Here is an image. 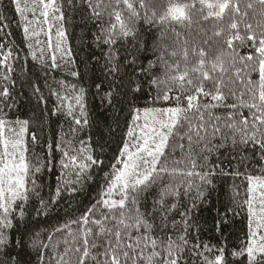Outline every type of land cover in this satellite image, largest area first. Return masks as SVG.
Returning a JSON list of instances; mask_svg holds the SVG:
<instances>
[{"label":"snow or ice","instance_id":"6c2138e0","mask_svg":"<svg viewBox=\"0 0 264 264\" xmlns=\"http://www.w3.org/2000/svg\"><path fill=\"white\" fill-rule=\"evenodd\" d=\"M9 2L14 4L15 12L23 21V39L26 43L32 41L39 44L38 37L44 31L41 28L38 32L30 27L31 24L48 25L45 34L48 37L47 47L51 49V64L44 60L43 49L39 57L32 52L33 61L41 62L44 69H61L67 75L77 77L79 73L74 70L73 59L76 52L67 45L73 12L84 14L90 9L92 19L104 21L107 17V21L101 24V35L96 40L113 45L117 38L136 39V25L141 19L135 6L137 3L140 9L146 10L142 17L145 22L159 21L162 24L169 18L177 22H190L192 12L186 15L185 8L197 10V3L205 5L208 0H193L192 4L169 7L163 12L161 5L157 7L156 0H23V6L22 0ZM241 2L235 0L229 36L218 55L210 56L201 47L199 58L193 62L188 57V47L183 49L180 58H177L175 51L168 53L165 47L154 53L155 64L140 66L141 76H135V68L127 74L126 81L121 83L122 92L108 91L102 94L101 85H96V94L102 105L107 101L112 106L117 96L122 97L119 102L126 105L130 120L126 119V131L122 130L111 157L115 163L109 165L112 171L105 179L106 189L97 191L95 202L90 201V206L76 208L79 215L71 220L72 224L77 225L76 229H69V224L65 223L64 227L69 231L63 240L65 247L62 252L58 251L59 241L44 244L40 234H37L32 241V247L38 251L36 264H52L53 259L55 264H137L138 261L146 264H180L186 248L188 252H195L197 257L203 256L201 264H230L229 254L233 257L246 254L247 264H264V235L257 240L256 232L252 230L253 224L257 229L264 228V219L259 222L255 220L256 215L264 217V194L259 197L260 213L253 211L250 199L234 201L232 207L224 206L225 213L232 211L235 214L236 209L243 211L247 205L250 223L246 235L252 239L231 253L226 246H219L212 259L197 251L199 245L188 247L186 234L192 227L188 216L190 210L181 213L179 223L183 224L185 235H180L175 241L162 239L159 235L154 238L153 223L150 222L159 215L161 225L167 227V213L176 207V204L166 203L167 197L179 199L195 189V199L204 198L207 186L212 185L214 179L213 170L209 167L210 157L220 153L227 145L231 144L232 151L237 154L249 145L255 152L258 146L260 158L264 159V20L258 19L255 27L251 22H246L253 0H247L243 11ZM254 2L264 7V0ZM225 8V4L221 3L219 13H209L204 19L215 17L222 20ZM27 13L32 14L31 21ZM113 16L119 22L118 29L111 23ZM6 19L0 11V23ZM17 24L20 26V21ZM53 30L55 44L51 41ZM8 35L10 33L0 28V41ZM10 43L14 45V42ZM27 46L31 50L33 44L28 43ZM5 48L6 45L0 42V53H3L0 65L6 70L2 79L8 82V73L14 71L8 61L16 57L13 56L14 47L6 52ZM240 49H251V54L242 55ZM193 55H196L195 50ZM109 56L111 63L114 60L111 51ZM132 64L135 65L136 61L133 60ZM156 66H159V72ZM117 70L113 65L110 73ZM256 72L259 73V80L251 79L252 73ZM57 83L65 92L75 95L62 96L58 90L49 89L50 95L59 101L51 110L52 114L63 117L69 125L67 133L61 126L59 138L54 133L50 139L30 132L29 120L9 121L8 111L15 107V100L8 87L0 89V144H3V152H0V264H17L10 252L4 251L9 242L5 230L12 227L10 217L17 210L21 220L32 211L37 215H50L54 208L59 207L61 200L67 199L71 203L73 193L78 191L74 185L71 188L67 184L61 187L58 182L54 195L45 200L40 195L41 185L38 183L44 172L50 171L58 163L62 170H73L75 182L80 183L82 177L90 178L87 176L89 169L104 165L101 156L104 155L105 145L99 141L93 143L90 136L87 139L81 136L92 126L90 112L85 106V89L65 85L63 81ZM145 85L149 88L155 86L154 101L172 102L169 93H178L174 98L176 107H136L144 96ZM45 86H48L47 83ZM33 96L38 104L45 100L39 87H33ZM198 96L201 99L198 100ZM69 98L74 101V106L68 104L65 107V100ZM9 100L11 103H8ZM218 109H223V112L216 114ZM243 109L248 110L250 119L243 117ZM13 123V127L7 128ZM6 128L12 133L8 139L4 138ZM26 134L30 135L27 142ZM68 135L72 139H65ZM177 150L181 153V160L170 163L169 157ZM57 153L60 154L58 161ZM245 159L247 157H242L238 165H242ZM222 163L223 158L218 156V176L225 174L220 167ZM178 164H184V168H179ZM233 175H239V172L234 171ZM165 176L169 178L168 183H164ZM197 178L199 184L195 183ZM248 179L251 184L253 178ZM255 179L264 186V179ZM154 187H159V191L153 199L152 211L142 212L141 208ZM65 191L67 196L63 195ZM248 192L252 193L253 188L249 187ZM114 194L119 199H112ZM33 199L38 201V205L30 204ZM90 216L93 218L90 219ZM220 220L223 223L224 217H220ZM81 221L87 227H81ZM172 226H177L175 220ZM55 231L59 233L61 229L56 228ZM49 241H52L51 235ZM41 248L49 249L48 260L39 251ZM203 249L205 252L211 251L207 244L203 245ZM146 250L148 255L145 256ZM157 257L160 259L157 260Z\"/></svg>","mask_w":264,"mask_h":264},{"label":"trees","instance_id":"16d2710c","mask_svg":"<svg viewBox=\"0 0 264 264\" xmlns=\"http://www.w3.org/2000/svg\"><path fill=\"white\" fill-rule=\"evenodd\" d=\"M157 7L162 6L161 12L166 11L169 7L184 6L193 3V0H156ZM225 4V12L223 19H215L210 17L205 20L204 17L209 13L213 15L219 13L220 4ZM235 0H208L205 5L197 3L195 9L185 8L186 15L191 12V21L177 22L169 18L168 21L160 24L159 21L155 23L145 22L143 16L145 9H140L139 4H135L141 19L137 22V33H134L136 39L132 37L117 38L116 43L113 45L103 44L96 40L100 33L101 24L107 21L92 19L91 10L87 13L81 14L80 12L72 13V24L68 28L71 34L67 45L72 47L76 52L73 57L75 64L74 70L79 73L77 77L67 75V72L61 69H44L39 61H33L32 52H35L39 57L41 49H43L44 60L50 65L51 49L47 47L48 25L33 23L31 28H36L39 32L41 28L43 32L38 37L39 44L32 41L25 42L23 39V21L19 13L15 12L14 4H10L9 0H0V11L7 17L2 23L0 28L4 32L10 33L3 41L6 45L5 52L9 48L14 47V59H10L8 63L13 67L14 71L8 73L9 81H3L2 77L5 74V68L0 65V89L8 87L10 95L15 100V107L8 111L7 119L15 122L16 120H29L30 132H36L42 137L51 138L55 133L59 138L61 126L64 132L69 131V125L63 117L58 118L53 115L51 110L59 101L54 96H51L49 89L58 90L62 96L75 95L72 92H65L58 85V81H63L65 85H76L77 89L83 87L85 89V106L90 112L89 119L92 121L91 128L87 129V133H82L85 139L89 136L92 142L99 141L105 145L104 155L101 159L104 160L103 167L93 166L89 169L87 176L90 178L82 177L80 183L75 182L73 170H62L58 163L50 171H46L40 177L38 183L41 185L40 195L48 200L51 195H54L58 182L61 187L65 184L71 188L73 185L78 191L73 193V201L69 203L67 199L59 202V207L54 208L50 215H37L35 211L26 214L25 219L19 218V212L16 211L15 215L10 217L12 227L5 230L8 238V245L4 249L5 252H10L11 258L17 261V264H36L38 251L32 247V241L37 234H40V240L44 244L55 243L59 241L58 251L62 252L65 245L64 238L67 236L69 229H76L77 225L72 224L71 220L76 218L79 214L76 212L77 207L85 205L90 206V201L95 202L97 191L106 189L105 179L109 176L112 169L110 164L115 163L111 159L113 152L120 141L122 130L126 131L125 121L130 120L126 105L120 103L121 96H117L113 101L112 106H109L107 101L102 105V102L97 96L96 85L100 84L103 92H122L121 83L126 81L128 73H132L135 68V76H141V67H147L150 63L155 64L156 55L159 50L166 47L167 52H176L177 58L183 56V49L188 47V57L191 61L195 62L199 58V49L204 48L209 55H218L223 48L224 41L229 36V26L232 23V11ZM247 0H242L241 10ZM23 6V0H22ZM126 7V6H124ZM121 10L122 9H118ZM155 10V9H153ZM150 14V13H149ZM28 19H33L31 13L26 14ZM123 18V16H122ZM264 20V7L256 4L253 0V7L248 10L246 22H251L253 27L256 26L257 20ZM20 21V26L17 22ZM112 24L119 28V22L112 17ZM4 25H10L4 27ZM107 26V25H106ZM53 44L56 42V36H51ZM10 42H14L10 43ZM187 42V43H186ZM32 43V49L29 50L27 44ZM195 50L196 55H193ZM111 51L114 60H111L109 52ZM242 55L251 54V49H240ZM3 59V53H0V60ZM135 60L136 64L133 65L132 61ZM116 66L117 71L110 73L111 66ZM23 69V70H22ZM159 72V66H156ZM219 71V70H218ZM251 79L259 80V73H252ZM47 83V87L45 84ZM111 85V88H109ZM33 87H39L43 93L45 100L37 103L36 97L33 96ZM178 93H169L171 101L153 100L155 95V86L149 88L145 85L144 96L136 107L143 109L147 107L169 108L176 107L174 103L175 95ZM201 97L198 96V100ZM11 103V100L8 101ZM186 103V101H185ZM73 104L74 101L69 98L65 100L64 106ZM7 111V110H6ZM243 117L250 119V114L247 109H243ZM223 109L216 110V114H221ZM117 123L120 127L117 128ZM13 127V124H9ZM111 126V132L109 131ZM42 129V131H41ZM30 139V135H25V141ZM65 139H72L70 135L65 136ZM79 147L78 144L75 145ZM96 151H99L96 149ZM27 155V154H26ZM57 161L60 154L57 153ZM223 158V163L220 167L224 170V175L218 176L219 169L216 167L217 157ZM242 157H247L242 165H238V161ZM261 154L258 150L252 151V145L237 154L232 151L231 144L220 150V153H214L210 157L209 167L213 170V184L207 186L205 197L196 200V190L193 189L188 195H181L179 199L175 197H167L166 203L168 205L176 204V207L171 212L167 213V227L161 225L160 217L157 215L155 220H150L153 223V237L157 235L162 239L171 238L177 240L180 235H185L183 224L181 221V213L188 211L189 220L192 227L186 234L189 240L188 247L192 245H199L198 252H203L204 256L209 259L213 258L216 249L219 246H226L229 253L238 251L242 245L249 243L250 236L246 235L249 229L250 220L248 218L247 205L245 204L243 211L236 209L235 214L232 211L225 213V205L232 207L234 201H246L248 199L249 177L264 179V159H261ZM181 160V153L177 150L169 157V162H176ZM231 161V163H229ZM179 168H184V164H178ZM207 170V169H205ZM200 171L199 168L196 169ZM234 171H238L239 175H233ZM169 178L165 176L164 183H168ZM179 183V181H176ZM195 183L199 184L197 178ZM30 189V185L28 186ZM182 190V189H181ZM159 191V187H154L152 194L147 196L144 202V207L141 208L142 212H151L153 207V199ZM64 196L68 193L63 192ZM112 199H119L117 195H113ZM30 204L38 205V201L33 199ZM220 217H224V222L221 223ZM93 217L90 216V219ZM177 222V226H172V221ZM59 221V223H57ZM69 224V229L64 227L65 223ZM81 227L83 225L81 221ZM56 228H60L61 232L57 233ZM143 231V230H142ZM222 233V234H221ZM52 236V241H49V236ZM207 244L211 248L210 252H205L203 245ZM48 260L50 251L47 248L39 250ZM144 255H148V250ZM157 260L160 257L156 258ZM203 256L197 257L195 252H188L185 249V254L180 264H201ZM230 264H247V256L233 257L228 256ZM55 264V259L52 260ZM137 264H146V262L138 261Z\"/></svg>","mask_w":264,"mask_h":264},{"label":"rangeland","instance_id":"374dc122","mask_svg":"<svg viewBox=\"0 0 264 264\" xmlns=\"http://www.w3.org/2000/svg\"><path fill=\"white\" fill-rule=\"evenodd\" d=\"M142 122V121H141ZM7 128H11V126H7ZM5 130V139H8L12 136V133L8 130ZM0 152H3V144H0ZM249 187L253 188V192H248V199L252 200L253 203V211L255 213H260L261 209L259 207V197L264 194V186H262L256 179H253ZM261 219H264L261 215H256L255 220L257 222L261 221ZM252 230L256 232V239L259 240L261 235H264V228L257 229L256 225H252ZM251 237L249 238V242L251 241Z\"/></svg>","mask_w":264,"mask_h":264}]
</instances>
